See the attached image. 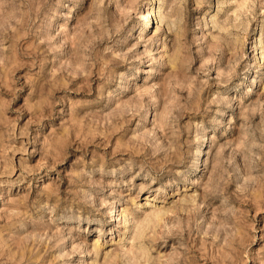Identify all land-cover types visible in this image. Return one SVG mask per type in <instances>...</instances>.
I'll return each mask as SVG.
<instances>
[{"label": "rangeland", "instance_id": "1", "mask_svg": "<svg viewBox=\"0 0 264 264\" xmlns=\"http://www.w3.org/2000/svg\"><path fill=\"white\" fill-rule=\"evenodd\" d=\"M0 264H264V0H0Z\"/></svg>", "mask_w": 264, "mask_h": 264}, {"label": "bare ground", "instance_id": "2", "mask_svg": "<svg viewBox=\"0 0 264 264\" xmlns=\"http://www.w3.org/2000/svg\"><path fill=\"white\" fill-rule=\"evenodd\" d=\"M149 20V19H148ZM148 20H146V22L145 23H148Z\"/></svg>", "mask_w": 264, "mask_h": 264}]
</instances>
